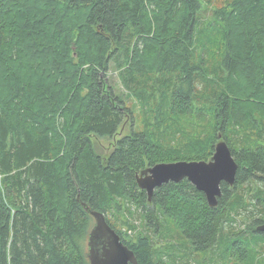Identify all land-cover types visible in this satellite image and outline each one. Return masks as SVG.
I'll use <instances>...</instances> for the list:
<instances>
[{"label": "trees", "instance_id": "obj_1", "mask_svg": "<svg viewBox=\"0 0 264 264\" xmlns=\"http://www.w3.org/2000/svg\"><path fill=\"white\" fill-rule=\"evenodd\" d=\"M221 2L206 21L205 0H0V264H89L84 205L137 264H176L189 248L253 264L248 244L264 245V187L253 184L264 180V0ZM219 138L238 167L216 207L186 179L150 201L137 186L156 163L210 160ZM136 213L147 231L129 235ZM172 226L183 251L165 239Z\"/></svg>", "mask_w": 264, "mask_h": 264}, {"label": "water", "instance_id": "obj_2", "mask_svg": "<svg viewBox=\"0 0 264 264\" xmlns=\"http://www.w3.org/2000/svg\"><path fill=\"white\" fill-rule=\"evenodd\" d=\"M237 167L226 141L219 138L210 160L156 163L139 171L136 174V183L140 189L145 190L150 201L157 187L186 179L204 194L210 207H216L220 183L224 181L232 186ZM84 209L94 220L87 236L86 257L89 264H137L133 251L121 241L117 232L106 221L104 214L85 205ZM256 229L264 232V223L259 224Z\"/></svg>", "mask_w": 264, "mask_h": 264}, {"label": "rangeland", "instance_id": "obj_3", "mask_svg": "<svg viewBox=\"0 0 264 264\" xmlns=\"http://www.w3.org/2000/svg\"><path fill=\"white\" fill-rule=\"evenodd\" d=\"M216 1H219V2H214V0H205L203 10L199 14V18L201 20H204V18L206 17V21H208L209 20L208 16H210L212 14L213 7L225 4L224 2H221L224 0H216ZM106 79H107L106 80L107 82L109 81L112 84L115 92L123 95L122 94L123 93L122 87H121L120 83L118 82L117 73H116V71H114V69H112V68L109 69V71L106 74ZM126 103L130 108L133 109V112L136 115V118L138 120L140 106L132 98H130V99L127 98ZM128 121H125L123 123V126H124L123 128H122V125L119 127V129H118L119 135L118 136H121L122 134L126 133V131L129 130L130 117H129ZM134 123L137 124L136 119H135ZM230 137H231L230 141L233 144V147H235V148L241 147L245 144L244 136H242V131L235 130V133H231ZM110 142L111 141L107 140V139H100L101 146L103 148H107L106 150L111 149L112 146H111ZM259 144H263V141L262 140L255 141V143H252L251 146H256ZM254 183L264 187V180L263 181L256 180L253 182V184ZM248 185H249V182L247 184V189H248ZM253 193H254V191L249 190V193H247V198H250ZM242 212L243 211H241L240 213H242ZM252 213L255 215L254 217H257L258 215H256V214H258L259 211H258V213H255V212H252ZM245 215L247 216V214H245ZM108 217L112 221H114L113 217H111L110 215H108ZM239 218L241 219V217H239ZM248 218H250V216ZM132 221L134 224H136L135 230L131 229V232H129L130 229H126V228L123 229L129 235L133 234L137 230H139V231L141 230L142 232L147 231V229L144 228L143 224H141V219L137 215V213H136V215L133 216ZM92 222L94 223V220H92ZM119 224L120 223H118V225ZM171 232L172 233L168 234L165 231L164 236H165L166 241L168 243H170V245H174L177 248H179L181 251H183V245H182L183 239L181 242V238H180L181 234L180 235L178 234L179 231L177 232L176 229H174V226L171 227ZM158 240L161 241L163 239H158ZM189 247H191V246L189 245ZM184 249H186V248H184ZM248 249L250 251L251 260L253 259V264H257L256 261L258 259L264 260V245H255V244L249 243ZM85 251H87V240L85 241ZM189 251H190V254H188V257H190V259H188V260L185 259L184 261L180 262L179 260H177V257H175L174 259H176L175 260L176 264H179V263H185V264H245V263H242L241 260H239L238 256L227 255L226 253H223L221 255H217L210 249L207 251H193L191 248H189ZM182 257H183V254H181V258Z\"/></svg>", "mask_w": 264, "mask_h": 264}, {"label": "bare ground", "instance_id": "obj_4", "mask_svg": "<svg viewBox=\"0 0 264 264\" xmlns=\"http://www.w3.org/2000/svg\"><path fill=\"white\" fill-rule=\"evenodd\" d=\"M149 89V88H148ZM232 197V196H231ZM263 198V197H262ZM239 203V202H238ZM233 204V203H232ZM234 207V206H233ZM231 208V207H229ZM260 209V208H259ZM212 213V212H211ZM227 214V213H226ZM205 216V215H204ZM219 217V216H218ZM215 218H217V214L215 215ZM218 219V218H217Z\"/></svg>", "mask_w": 264, "mask_h": 264}, {"label": "built area", "instance_id": "obj_5", "mask_svg": "<svg viewBox=\"0 0 264 264\" xmlns=\"http://www.w3.org/2000/svg\"><path fill=\"white\" fill-rule=\"evenodd\" d=\"M129 232H131V230H129Z\"/></svg>", "mask_w": 264, "mask_h": 264}]
</instances>
